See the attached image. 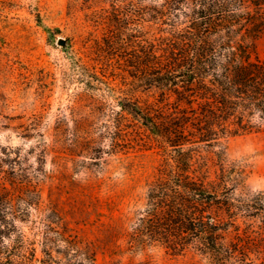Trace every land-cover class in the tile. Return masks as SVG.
Listing matches in <instances>:
<instances>
[{
  "label": "trees",
  "instance_id": "16d2710c",
  "mask_svg": "<svg viewBox=\"0 0 264 264\" xmlns=\"http://www.w3.org/2000/svg\"><path fill=\"white\" fill-rule=\"evenodd\" d=\"M96 1L87 14L106 29L95 44L127 50L128 76L114 96L125 130L161 156L127 233L128 249L159 246L172 254L198 252L212 264H264V257L250 256L252 238L241 236L238 223L250 200L229 184L218 151L230 136L264 129V59L251 58L242 32L264 27V0ZM146 17L157 24L152 33L137 28ZM91 131L77 129L80 147L111 133ZM215 157L220 171L212 176ZM27 190L0 191V264H97L92 245L65 235L58 214Z\"/></svg>",
  "mask_w": 264,
  "mask_h": 264
},
{
  "label": "rangeland",
  "instance_id": "374dc122",
  "mask_svg": "<svg viewBox=\"0 0 264 264\" xmlns=\"http://www.w3.org/2000/svg\"><path fill=\"white\" fill-rule=\"evenodd\" d=\"M161 2L142 0L145 6ZM99 3L0 0V191L25 196L36 190L65 235L92 245L97 264H212L194 251L128 249L127 233L145 206L161 156L125 130L127 118L114 96L128 76L127 50L95 44L106 28L87 13ZM156 25L146 17L137 28L152 33ZM248 30L242 32L251 58L264 59V27ZM79 127L96 137L111 133L84 149L76 141ZM218 151L229 184L250 200L238 223L241 236L252 238L250 256L258 262L264 257V129L230 136ZM215 159L212 176L220 171Z\"/></svg>",
  "mask_w": 264,
  "mask_h": 264
},
{
  "label": "water",
  "instance_id": "95a60500",
  "mask_svg": "<svg viewBox=\"0 0 264 264\" xmlns=\"http://www.w3.org/2000/svg\"><path fill=\"white\" fill-rule=\"evenodd\" d=\"M60 43H64V39H61Z\"/></svg>",
  "mask_w": 264,
  "mask_h": 264
}]
</instances>
